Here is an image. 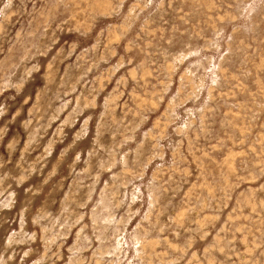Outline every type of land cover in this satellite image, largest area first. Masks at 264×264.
I'll use <instances>...</instances> for the list:
<instances>
[{
	"label": "rangeland",
	"instance_id": "1",
	"mask_svg": "<svg viewBox=\"0 0 264 264\" xmlns=\"http://www.w3.org/2000/svg\"><path fill=\"white\" fill-rule=\"evenodd\" d=\"M0 264H264V0H0Z\"/></svg>",
	"mask_w": 264,
	"mask_h": 264
}]
</instances>
